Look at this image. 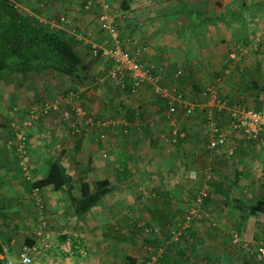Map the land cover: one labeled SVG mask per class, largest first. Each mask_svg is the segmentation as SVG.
Returning a JSON list of instances; mask_svg holds the SVG:
<instances>
[{
	"label": "crops",
	"instance_id": "crops-1",
	"mask_svg": "<svg viewBox=\"0 0 264 264\" xmlns=\"http://www.w3.org/2000/svg\"><path fill=\"white\" fill-rule=\"evenodd\" d=\"M32 1L13 0L14 5L23 13L36 14L58 30L72 34L78 40L77 47L83 58L90 60L92 65L85 79H74L64 74L65 79H0V258L14 255L19 245L31 237L30 233L40 217L44 216L49 222L53 244L49 250L35 254L29 264H144L148 254L143 257L141 252L131 253L129 249L134 243L142 244V240L136 242L129 231L128 219L131 213L143 211L146 220L136 218L141 223L153 222L149 212L155 209L166 212L179 209L180 205L175 204L179 195L177 190L166 186L155 187L158 175L165 174L162 167L167 171L168 166L164 165L171 166L174 163L167 157L160 167L158 158L166 150L165 140L171 143L174 135L175 140L185 139L184 146H181L190 150V153L187 152L191 158L189 167L196 163L197 158L193 157L191 147L196 144L190 143L187 132H196L200 128L197 124L199 117L195 116L201 114L199 102H207L204 90L206 85L219 86V61L224 59V46L230 43L229 36L225 38L229 41L227 44H217L219 26L224 21L219 19V15L212 16L211 11L215 10H208L207 7L203 11L201 5L195 8L194 4L200 0H104L103 3L98 0L93 6H89L91 8L85 4L83 6L85 0H37L31 4ZM38 1L44 6L51 5L45 7L41 15L39 11L33 8L30 11L27 7L38 6ZM45 1H50V4ZM201 2L205 3L206 0ZM146 4L148 6L144 8L143 5ZM111 10L117 12L113 14ZM101 11H108L113 16L114 23L119 27L118 38L123 47L131 51L139 48L141 61H152L158 65L161 73L159 84L177 85L184 92L185 98L194 105L191 117L195 124L192 127L177 122L184 119L180 116L184 115L182 106L174 114H169L165 107L162 108L165 99L155 93L151 83L145 82L137 92L132 93L108 77V59L100 53L96 56L91 54L92 44L110 46L113 43L109 31L102 28L97 20V13ZM197 12L199 16H194ZM61 14L67 16V22L56 19ZM160 15L173 31L163 30L161 37L153 36L152 28L157 30L162 26L159 23ZM184 15L186 17L182 18ZM118 19L128 25L120 26ZM201 19L209 22L214 20L205 23L206 34L212 36L209 39L213 38V43H207L202 51L195 44L199 49L197 51L195 47L191 49L193 44L186 38L191 36V30L179 31L175 26L179 20H186L188 25ZM146 22L153 23L149 31L145 27L137 28V25L143 26L141 23ZM177 25L183 28L185 24ZM232 34L231 39L238 37L235 33ZM179 35L185 38L180 40ZM175 45H181L182 49ZM187 49L195 53L189 56ZM256 60L257 57L254 58L255 62ZM220 84L223 89L225 80L220 79ZM241 84L242 81L238 79V85ZM241 88L242 86L238 89ZM261 90L264 93V88ZM70 91L73 95L67 101L65 97ZM231 91L236 92L237 88L231 87ZM259 96L261 91L255 89L253 97ZM58 97L61 101L58 108L42 112L46 102H52ZM33 108L34 114L31 113ZM26 119L28 122L24 123ZM18 131H22L27 137L26 171L31 173V179L25 178V170L20 163ZM181 132L184 137H177ZM123 151L127 154L126 165L132 162L146 165L147 172L135 169L122 172L123 157L120 156ZM54 159L59 160L70 174L72 188H56L53 183L42 185L40 194L45 208L41 210L31 194L32 178L36 180L42 177ZM257 161H251L252 165L258 164ZM148 164L160 166L157 170L150 171ZM193 170L188 172L192 175ZM260 174L257 176H261ZM105 177L109 179L110 190L87 212L77 213L78 198L94 190V180ZM262 193L263 191L254 195L249 202L256 200ZM160 194L166 196L171 205L174 204L173 208H157L160 205ZM236 204L228 206L229 208L224 206L219 211L221 231L213 233L215 237H219V242L208 240L199 248L202 239L198 238L197 244L190 241L183 244L177 240V243L183 245L179 252L169 255L164 253L162 257L165 259L156 264H196L199 258H205L203 256L209 255L210 251L219 258L213 264H263L254 260L255 254L250 251H256L255 242H260L252 236L254 237L257 228L264 229V212L250 213L248 209L238 206V201ZM238 226L241 227L239 233L230 230L240 237L233 243L228 237L230 234L224 235L222 230ZM161 227L166 228L164 225ZM164 236L167 238V235ZM150 242L154 245L157 243L153 239ZM150 242L144 241L142 244L146 253L153 250ZM144 258L147 259L143 261ZM208 258L206 256L205 259L210 264Z\"/></svg>",
	"mask_w": 264,
	"mask_h": 264
},
{
	"label": "rangeland",
	"instance_id": "rangeland-1",
	"mask_svg": "<svg viewBox=\"0 0 264 264\" xmlns=\"http://www.w3.org/2000/svg\"><path fill=\"white\" fill-rule=\"evenodd\" d=\"M44 1V0H42ZM52 1V0H51ZM201 1V0H200ZM195 3L194 7H200L203 11L206 10V8L208 7L211 10H215V11H211L212 16H217V15H222L223 21L220 26H219V42H217V44H219V46L224 44H227V42L230 41V43H228V45L224 46L225 49V54L227 55L228 52H232L233 53V58L232 61L231 60H226L223 59L219 61V69L225 70L226 72L229 71V67L233 68L232 70H234L237 67V60L241 59V63L240 65H242L241 67H243V70H240L242 72L245 73L246 79H255L256 80V85L257 87H255L258 90L261 91V96L259 97H253V93H249L247 90V94H246V102L245 105H248L250 107H254V108H258L264 105V100H263V92L261 90V88H259L260 84L263 83L264 80V42H262L264 40V0H217L216 2L214 0H206L205 3L201 2L200 3ZM35 2H37V0H33L31 2V4H34ZM40 1H38V10H40L39 14H43L45 7H49V6H44L45 4L43 3H39ZM50 2V1H49ZM52 4V2H51ZM47 5V4H46ZM113 7H115V5H112ZM148 5H143V7H147ZM29 8V10L31 11L32 8L34 9V6H27ZM37 7V6H35ZM257 9V10H256ZM36 10V11H38ZM112 11V10H111ZM108 12V11H107ZM117 12V11H116ZM115 11H112L111 13H116ZM110 13V12H108ZM110 13V14H111ZM198 15L199 13H195L194 16ZM182 17V16H181ZM186 15H184L182 18H185ZM118 16H115V19H117ZM160 21L159 23L162 24V26H160L157 30L156 28H152L151 31L153 36H159L162 35V31L166 30L169 32H172L173 30L170 29L168 24L164 23V19H162L161 15L159 16ZM117 21H119L120 26L123 25L122 27H125L126 24L128 25V23H122L120 21V19H118ZM186 20H179L177 22V24H181L184 23V27L180 28V26H178L176 24V28H179V31H181V29L183 31H187L188 29L191 30V36L190 37H186L187 39H190L191 44H193L191 47V49H194L195 44L198 45L197 47L200 48V50H204V48H206V44H211L212 39H209V35L206 34L207 32V26L205 27V23L206 20L205 19H201V20H194L192 22V24H188L185 23ZM210 23V22H208ZM144 24L142 25H137V28H143L145 27L146 31H149V27H153V23L152 22H146V23H141ZM115 27L118 28V25H116L114 23ZM216 25V24H215ZM156 26V25H154ZM158 26V25H157ZM59 27V26H58ZM148 29V30H147ZM161 29V30H160ZM215 29V26H214ZM216 31V29L214 30ZM232 33H235L236 36L238 37H233L232 38ZM108 37H109V33L107 32ZM207 35V36H206ZM228 35V36H227ZM230 36V38H229ZM165 38V37H164ZM180 40H182L185 37H182L179 35ZM216 38V37H215ZM225 38H229V41H226ZM261 39V40H260ZM242 40L247 41L248 44H245L242 42ZM238 43H240L241 45H237ZM178 48H181V45H175ZM197 47H195L197 49ZM165 49V47H162ZM167 49H169V47H166ZM182 49V48H181ZM180 49V50H181ZM199 49H197L198 51ZM183 51V50H181ZM200 51V52H201ZM188 55L192 56V52L187 49ZM257 57L258 61H259V65L257 66L256 62L254 61V58ZM238 60V61H239ZM235 63V65H234ZM222 64V66H221ZM225 65V66H224ZM224 66V67H223ZM239 69V66L236 68V70ZM6 72H1L0 71V79H3L4 81L6 79H21V76H23V79H65L64 75L62 73L59 72H50L51 70H47V71H35L32 72V75L28 76L27 74H21V75H16V72L14 70H3ZM221 76L220 79H222V77H226L224 72H221ZM257 74V78L254 76ZM28 76V77H27ZM225 79H230L228 76ZM238 79H241V75L235 74L234 75V79H232V81H234V85H231L229 83H225L226 85H224L223 87V92L221 93L223 95V97H220L221 99H223L226 103L228 101L231 100L230 98V94L229 92L231 91V87H237L238 85ZM263 89V88H262ZM6 90V87H5ZM206 90V87L205 89ZM236 90V89H235ZM229 91V92H228ZM231 93V92H230ZM59 102L60 99L59 97L56 98ZM207 99L205 98V101ZM69 101V99H68ZM201 102V101H200ZM199 102V108L200 110L203 109H209V107L204 103V102ZM228 106L233 107V106H238V105H234V104H228ZM223 111H214L213 110V114L214 117L217 118L219 117V123L223 126L225 133L227 134V141L229 146H234L235 150L232 154V156L230 155H226L223 152H220L219 150H210L206 147L205 143H203V137L202 136H198L197 135V140H195L193 132L191 133L190 130L187 132V137L189 135L191 142L190 143H195L196 145L191 146L193 149V157H196L197 159L195 160L196 163H192V167H189L188 162H185V160L183 158H185V156H187L190 158V156L188 155V153H190V150H186L187 147H182L184 146V142L185 139H178L176 141H172L171 143L168 142L167 140H165L167 147L166 150L163 153H160V157L158 158V160H160V164L159 165H154V164H148L150 171H154L155 169L157 170L160 167H162V165H164L165 163V159H167V157H170L171 160L174 162L171 166H169L168 164H165L164 166H168V171H166L165 167H162V172L163 173H167L169 172V175L167 174L166 176L169 178L167 179V181H162L160 175H158V179H157V183L155 184V187H160L162 186H166L167 188H171L173 187L175 190H177V192L179 193V195L176 198L175 204L176 205H180L179 209H175L174 211H168L166 212L165 210H155V212L153 211V213L149 212L148 214H150V217L152 218L153 222L157 223V224H161V225H165L167 228H160L159 230V234L160 236L162 235H171L170 234V225L168 224V222H166V220H169L170 222L173 220V217L176 216H180L181 214L184 213V211L186 209H188V206L190 205L193 206L195 204V200L193 194L196 191V189L199 187V185L201 184V186L203 188H207L209 186V178H207L208 175L216 178V175L218 174V171L223 173L227 179H232L237 173H240L239 171L243 168H247V164L245 165V162L247 161H255L258 159L257 162H259L258 164H255L254 166L252 165L250 169L251 173L248 177L243 176L241 173V177L238 181V185H236V189L234 193H237L238 197H241L244 201L248 202L250 199H253V196L261 193V191L264 190V186H263V182H264V135L260 136V139L258 140H253L254 142H252L251 144H248L246 142V140H244V137L242 135H240L238 132L233 131L230 129V127L228 126V113H227V109H222ZM201 112V111H200ZM184 114V113H183ZM183 116L184 119H182V121H177L178 124L184 125L186 123V125H190L192 127L194 123L193 121V117H191V115H180ZM179 120V119H177ZM185 120V121H184ZM184 121V122H183ZM198 124V123H197ZM199 127H201L199 125ZM200 129V128H199ZM199 137H201V140L199 139ZM181 144H183L181 146ZM252 145V146H251ZM178 146V147H177ZM169 150V151H167ZM188 152V153H187ZM16 153L18 154V152L16 151ZM168 153H170L171 155L168 156ZM259 155L260 157L256 156ZM127 154L123 151V153H121L120 157H123L121 159V171L122 172H129L131 170H140L143 172H147L146 171V165L142 166L141 164H135V163H131V164H127L126 165V156ZM242 160V161H241ZM179 162V163H178ZM135 164V165H134ZM126 165V167H125ZM210 166V169L208 170L207 168ZM148 168V169H149ZM213 168V170L211 171V169ZM191 169H194L192 171V175L190 174ZM211 171V172H210ZM261 171H263V174H260ZM209 172V173H207ZM164 174V175H165ZM258 174H260L261 176H257ZM163 175V176H164ZM207 178V179H206ZM150 180H152V178H149ZM253 179V180H252ZM210 188L212 189V185L210 183ZM210 189L211 193H212V198L211 200L207 203L205 201H201V205L204 207V209H209L210 205H215V222H216V226L214 227V229L212 230V232H219L221 231L219 229V211L221 209L224 208V206L219 207V203L221 202V198H219V195H217L215 192H213ZM159 190V189H156ZM238 191H240L243 194H240ZM176 192V191H175ZM166 196L164 195H159V202L160 205L157 206V208H160V206L162 207H166L169 206L171 208L172 204L166 200ZM239 202V200H238ZM202 207V208H203ZM148 214L146 215L148 217ZM137 217L140 218L141 220H146L145 215L143 213V211L140 212H133L131 213V217ZM167 216V217H166ZM177 218V217H176ZM179 218V217H178ZM165 219V220H164ZM204 224H196L195 228L197 230V233L194 236H198L199 239H202L200 241V247L201 248V244L204 242H207L208 240H213V242H219V237H215L213 234L211 236H208V233H210L209 228L211 226L210 222H208L207 220L202 221ZM241 227H232V228H228L224 231V235H229V238H231L232 241V233L233 231H237L238 233L240 232ZM230 230H233L230 232ZM185 231H188L185 230ZM234 231V232H235ZM50 234V230L48 231ZM187 233V232H186ZM189 234V233H187ZM219 235V234H218ZM146 237H143L142 239H144ZM252 238H254V240L256 241H260L263 245H264V229L262 228H257L254 232V237L252 236ZM184 240V239H183ZM188 241H186V239L184 240V243H186ZM150 245H152L151 243H149ZM257 244L255 243V248H256ZM153 248V245H152ZM131 253L133 252H141L142 256H146L148 254V252L146 253L145 247L142 246V244H138V243H134L129 247ZM148 249V248H147ZM257 250V249H256ZM209 252V251H207ZM208 260L211 261V263H215L216 261H219V258L216 257V255L210 251ZM206 256H203L206 258ZM147 258H144L143 261H145ZM194 257L192 262L194 263ZM200 259V258H199ZM256 260V259H254ZM198 261V260H197ZM205 262H203V264H207L206 259L204 260ZM146 262V261H145ZM259 263H263L264 264V259L258 261ZM210 263V264H211Z\"/></svg>",
	"mask_w": 264,
	"mask_h": 264
},
{
	"label": "trees",
	"instance_id": "trees-1",
	"mask_svg": "<svg viewBox=\"0 0 264 264\" xmlns=\"http://www.w3.org/2000/svg\"><path fill=\"white\" fill-rule=\"evenodd\" d=\"M97 1L98 0H92L90 5L93 6L95 3H97ZM47 2L48 1H45V3ZM86 2L87 0L84 1L83 6L84 4H86ZM48 3L50 4V2ZM38 8H39L38 6L34 7L35 10H38ZM88 8H91V7H88ZM223 18L224 17L222 15H219V19L223 20ZM56 19L59 20V17ZM213 21H210V22H213ZM206 22H209V20L206 19ZM242 42L244 43V45L248 44L247 41L245 40ZM237 45H241V44L238 43ZM77 46H78V40L72 34H68L66 31L58 30L56 26L51 25L50 22L45 19H40L36 14L23 13L14 5L13 0H0V71L1 72H6L3 70L8 69L10 71L14 70L16 72V75L27 74L28 76H30L32 75V72H35V71L51 70L53 72H59L64 75L71 76L74 79H85L87 77L86 76L87 73H89L90 71V67L92 63L90 60H86L85 58H83V55L80 52V50H78ZM91 54H92V50H91ZM224 59L226 60L228 59L232 61L231 57L229 56V52L227 53V55L225 54ZM238 60L236 64L237 67L239 66L238 70H236L237 67L234 70H232L233 68L229 67L230 70L227 72L225 70L222 71V69H220L219 75L221 76L222 74L221 72L226 73L225 76L226 77L228 76L230 79H225L226 77H222V79L225 80V83H229V84L232 83V79H234L235 74L241 75V79L239 81H242L241 86L242 88L244 87V89L237 88L236 92L230 91L231 93L228 91L230 94L231 100L228 101L227 103L230 105L234 104L238 106L239 105L248 106V105H245V102L247 99L246 97L247 90L249 93L254 92V90L256 89L255 87H257L256 80L250 79V78L246 79L245 73L240 71L244 69L243 67H241L242 65H240L242 57L239 61ZM256 64L257 66L259 65L258 60H256ZM220 76H219V86L217 85V90H218L219 96L223 97L221 93L223 92L224 89H221L222 84H220ZM255 77L257 78V74L254 76V78ZM21 79H23V76H21ZM241 86L237 85V87H241ZM259 88L261 89L264 88V82L260 84ZM164 103L165 104L162 106V108L165 107L166 110H168V102L166 99ZM179 108L180 106L175 105V113L178 112ZM193 112L194 110H192L190 114L192 115ZM200 113L201 114H199V116H195V117H199V121L197 123L201 127L198 131L193 132V134H195L194 135L195 140H197V135L202 136L203 143H205L206 145L207 136H209V132H210V128L208 126L209 124H208V118H207V109L201 110ZM214 120L216 121V124L219 125V117L217 118L214 117ZM183 128H185V126ZM199 139L201 140V137H199ZM255 139L256 140L260 139V136L254 137V138L244 137V140H246L248 144H251L252 142H254L253 140ZM232 147L233 148L231 152L224 151V150L221 152L225 153L226 155L232 156L235 150L234 149L235 147L234 146ZM207 148L210 149L209 147ZM256 156L260 157L257 154ZM185 159L187 160V162L191 160V158L189 157L187 159V156H185ZM258 159L259 158H257V160ZM246 164H247L246 166L247 168H243L239 172L243 176L248 177L252 170L250 169L252 166V162L247 161L245 162V165ZM207 169L209 170L210 166ZM212 170L213 168L211 169V171ZM240 173H237L232 179L228 180L227 177L223 173L218 171L216 178L212 176L209 177L208 179L209 186L207 188H203L200 184L192 196L194 197V200H196L201 190L206 192V194L204 195H199L200 199L198 201L196 200L195 204L193 205L197 207L196 213H199L200 216H195V215L192 216L187 222V225L182 228L181 223L184 220V216L187 213V210L193 207V206L190 207L189 205L188 209H186L183 214H181L180 216H176L177 218L173 217V220L171 222L169 221L170 219L166 220V222H168V224L172 228L175 222H179L182 220V222H179V224H175V229L173 231L181 228L180 233L176 235V237L173 233L167 236V238H165L164 235L160 236L159 230L162 226L161 224L160 226L159 224L152 222V221L141 223L136 217L129 216V219H130V221L128 219L129 231L132 232V235L135 237L134 239L136 240V242L142 240V244H143L144 241L150 242L151 239H153L154 241L155 240L157 241L156 245L150 242L153 245V250L149 249V247L147 246L148 243L146 245V247L150 250V252L148 253V258H150V255L152 252L157 253L156 260L150 264H156L157 261L164 260L165 257H162L164 253H167L169 255L172 252L173 253L179 252V248L181 249L183 245H180L179 243H177V240H180L181 242H183V244H184L185 239L186 241L194 242L197 244L198 236H194L197 233V230L194 228H195V225L198 224V222H202L204 220H207L208 222H210L209 226L211 227L209 228L210 233H208V236H211L214 233V231L212 232V230L217 225L215 222V217H216L215 211H214L215 205H210L209 209H204V207L200 203L201 201H205L208 203L211 200L212 193L210 191L211 189L210 183L212 185L211 190L215 192L217 195H219V198H221L222 203H219V207L221 205L227 206V207L228 206L230 207L232 205L233 206L237 205L236 203L239 200L238 204L240 205L238 206L244 209H248V212L250 213H256L258 211L264 212V190H263V193L260 196H258L256 200L250 201V202L244 201L241 197L237 196V193H234L237 187L236 185H238V181L241 177ZM166 175L167 173L165 174V176L161 175L160 178L162 181H165V180L167 181L169 176L167 177ZM24 176L27 179H31V173H28L26 175L24 174ZM32 181L33 182H32V187H31V194L34 198H35V195L32 193V189L37 187L36 194L41 196L40 190L42 189V185L47 184V183H53L54 187L56 188H62V187L69 188V189L72 188L70 174L66 171L65 166L59 160H55V159L51 161V163L49 164L47 168L46 173L42 177L36 180H33L32 178ZM108 184H109V179L107 177L94 180L93 181L94 190L82 196L81 198H78L77 208H76L77 213L82 214L84 212H87L94 204H96V202L110 190V187ZM238 192L241 193L240 191ZM39 206L37 204V207L42 210L45 208V203H44V206H42L41 208ZM43 220L45 221L43 227H45L46 230H49V222L44 216L40 217V219L38 220V224H36V226L42 225ZM220 223H222V221L219 219V224ZM187 229L188 231H185ZM186 232L189 234H187ZM30 235L32 238L31 237L26 238L25 241L19 245V248L23 244L31 245V244H34L37 240L38 241L40 240V238L38 239V236L34 234L33 231L32 233H30ZM157 235L160 237H157ZM143 237H146V238L142 239ZM45 242L48 243L47 246L42 248L40 251L49 250L51 248L53 244L51 235H50V238H47ZM19 248L14 254L15 256ZM0 250H2L1 246H0ZM39 252L34 253L33 257L35 254H38ZM14 255H11V256H14ZM3 259L4 258H0V262H2ZM204 260L205 258H200L198 259V261H196V264L205 262Z\"/></svg>",
	"mask_w": 264,
	"mask_h": 264
},
{
	"label": "built area",
	"instance_id": "built-area-1",
	"mask_svg": "<svg viewBox=\"0 0 264 264\" xmlns=\"http://www.w3.org/2000/svg\"><path fill=\"white\" fill-rule=\"evenodd\" d=\"M92 0H87L85 6H91ZM104 0H102V3ZM59 19L62 22H67L68 18L65 14H61ZM97 20L99 25L107 29L110 35L113 38V43L110 46H99L97 44L91 45L92 55L96 56L99 53L104 56L110 62V67L108 70V77L115 81L118 85L127 88L130 92L135 93L137 92L140 87L145 83H151L155 93L161 96L163 99H166L168 102V110L169 114L175 113V105L180 104L184 108V114L190 115L192 110H194V105L190 103L184 96V92L177 87V85H161L159 84L158 80L161 77V73L159 71V67L155 62H143L140 60V49L136 48L134 50H129L122 46V42L118 38V28L114 25V18L112 15L108 14L106 11H101L97 14ZM229 56L233 58V53L229 52ZM206 94H207V102L206 105L209 107L207 110V118H208V126L210 128L209 136H207V147L219 151H232V146H229L227 134L222 126L217 125L216 121L214 120L213 116V108L216 111H221L222 109H227L229 122L228 126L230 129L238 132L243 137H258L264 135V106L259 108H254L250 106H233L230 107L227 103L222 100L219 96L216 84H208L206 86ZM73 95V92L70 91L65 99L68 101L70 100ZM59 101L55 98L52 102H46L45 105L42 107V112L46 113L49 111L50 108H58ZM35 108L31 110V113H35ZM27 119L24 123H27ZM183 133H179V136H182ZM177 139V138H176ZM173 141L175 137H172ZM26 142L27 137L21 131L17 133V143L18 149L20 151V163L25 170V175L28 174L27 164L28 161L26 155ZM209 173V172H207ZM210 175L207 176L209 178ZM206 178V179H207ZM36 188L32 189V193L35 195L36 201L38 206L41 208L44 206V202L40 195L36 194ZM206 194L205 191L201 190L199 195ZM198 195L197 201L200 199ZM195 200V201H196ZM195 206L189 208L187 213L184 216V220L181 223V227H185L187 222L192 216H200L199 213H196ZM179 222H175V224H179ZM45 221H42V225L36 226L33 229V233L38 236L40 240L36 241L34 244L28 245L23 244L19 248L16 256H8L3 259L0 264H28L32 261L33 254L39 252L42 248L47 246L46 239L50 238L49 230H46L43 227ZM175 224L173 228L170 227L172 233L178 235L181 231V228L175 230ZM238 235H234L233 240H239ZM257 249V250H256ZM256 251L251 250L250 252L255 254V259L260 261L263 259L264 255V246L259 245L255 248ZM157 253L152 252L150 258L146 260L144 264H150L154 262L157 258ZM203 264V262L199 263ZM251 264H257V262H252Z\"/></svg>",
	"mask_w": 264,
	"mask_h": 264
},
{
	"label": "clouds",
	"instance_id": "clouds-1",
	"mask_svg": "<svg viewBox=\"0 0 264 264\" xmlns=\"http://www.w3.org/2000/svg\"><path fill=\"white\" fill-rule=\"evenodd\" d=\"M207 85H208V84H207ZM207 85H206V86H207ZM205 91H206V90H205ZM206 93H207V92H206ZM206 96H207V94H206ZM190 103H191V102H190ZM176 105H178V106H182V105H179V104H176ZM222 111H223V110H222ZM183 112H184V109H183ZM190 115H191V114H190ZM228 118H229V117H228ZM228 120H229V119H228ZM219 125L222 126L221 124H219ZM222 127H223V126H222ZM182 133H183V132H182ZM173 136H174V135H173ZM173 136H172V137H173ZM176 136H177V137H181V138H183V137H184V133H183L182 136H179L178 134H177ZM171 140H172V139H171ZM172 141H173V140H172ZM206 145H207V143H206ZM210 149H211V148H210ZM212 150H215V149H212ZM220 152H221V151H220ZM235 234L238 235V233H235ZM235 234H233L232 236L234 237ZM233 237H232V242H233V243H236L238 240L234 241V240H233ZM255 243H256V242H255ZM256 244H257V246H259V245H263L261 242H257ZM257 246H256V247H257ZM263 246H264V245H263Z\"/></svg>",
	"mask_w": 264,
	"mask_h": 264
}]
</instances>
